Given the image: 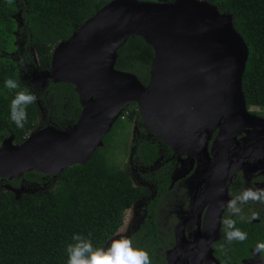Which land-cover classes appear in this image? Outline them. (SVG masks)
Returning <instances> with one entry per match:
<instances>
[{"label": "trees", "instance_id": "1", "mask_svg": "<svg viewBox=\"0 0 264 264\" xmlns=\"http://www.w3.org/2000/svg\"><path fill=\"white\" fill-rule=\"evenodd\" d=\"M109 1L14 0L9 5L7 0H0V41H8L10 36L15 39L9 51L0 43V144L9 135L19 144L37 130L38 99L55 123L65 126L77 122L83 104L74 84L48 78L42 85L35 86L30 74L35 69L48 70L55 46ZM208 1L220 12L232 14L233 25L248 47L241 80L246 105L264 108V0ZM153 56L152 46L141 35L133 34L117 49L114 67L134 73L147 84ZM9 78L16 80L20 88H6L4 82ZM20 90L38 97L36 103L27 107L28 119L23 128L16 127L10 118L11 100ZM124 114L140 119L135 101L125 107L104 136L103 145L85 163L67 166L55 176L29 169L19 176L2 180L0 264H67L66 247L73 243L74 234H81L91 240L94 248L102 249L121 226L124 210L150 194L149 187L133 184L128 164L118 166L108 160L109 153L116 147L114 136L124 127L121 118ZM161 147L163 153L169 155L171 148L160 140L142 139L135 145L134 157L143 166H150L160 156ZM169 169L168 162L149 175L157 186V195L147 206L149 217L126 238L133 249L149 253L151 264L163 261L172 241L171 226L163 225L158 218ZM23 181L36 184L38 188L16 195L14 189ZM240 229L244 230L243 240L235 238L229 242L227 234L224 237L223 244L230 252L231 261L247 256L249 247L255 243L264 248V243L257 241L243 225L236 224L228 231Z\"/></svg>", "mask_w": 264, "mask_h": 264}, {"label": "water", "instance_id": "2", "mask_svg": "<svg viewBox=\"0 0 264 264\" xmlns=\"http://www.w3.org/2000/svg\"><path fill=\"white\" fill-rule=\"evenodd\" d=\"M133 34L154 51L147 84L114 67L117 49ZM247 58L232 14L208 0H111L55 46L48 70L31 74L32 84L48 78L74 84L83 104L77 122L68 130H35L19 144L5 137L0 178L29 169L55 176L85 163L132 101L165 145L205 151L207 130L221 125L226 151L254 118L241 85Z\"/></svg>", "mask_w": 264, "mask_h": 264}, {"label": "flooded vegetation", "instance_id": "3", "mask_svg": "<svg viewBox=\"0 0 264 264\" xmlns=\"http://www.w3.org/2000/svg\"><path fill=\"white\" fill-rule=\"evenodd\" d=\"M246 108L254 118L237 132L226 151L224 141L219 142L221 125L207 130L205 151L181 153L170 147L166 155L162 149L167 160L154 171L168 162L170 171L158 218L171 226L172 241L160 264H242L254 254L264 262V248L258 243L239 261L229 259L223 244L228 228L236 224L249 228L264 243V108ZM151 184L154 189L141 198L148 201L138 228L149 217L147 206L157 195L156 183ZM239 231L244 234L243 229Z\"/></svg>", "mask_w": 264, "mask_h": 264}, {"label": "rangeland", "instance_id": "4", "mask_svg": "<svg viewBox=\"0 0 264 264\" xmlns=\"http://www.w3.org/2000/svg\"><path fill=\"white\" fill-rule=\"evenodd\" d=\"M0 43L7 46V48L4 49L5 51H9L13 48L12 44L15 43V39L10 36L8 37V41L6 39L5 42L0 41ZM31 52H33V50H31ZM34 57V61L36 62V56ZM38 84L39 82L36 81V84L33 85L37 86ZM38 103L40 106V115L37 121V130L42 129L46 126H53L61 130H68L74 126L73 124H66L65 126H63L61 124L55 123L53 121V118L48 115L46 106L43 104L42 100L38 99ZM121 118L124 123V127L118 129L117 134L114 136L116 147L112 152L109 153L108 160L111 164H115L118 166L128 164L133 184L145 185L153 190L154 187L151 184L149 175L154 171L155 168H157L167 160L165 157H163L162 147L159 150L160 156L152 165L143 166L142 164H140L134 157L135 145L142 139L155 141V139L157 138H155L151 134L149 129L146 127V124H144V122L142 121L141 117L140 119H137L135 116L132 118H128L127 114H124V116H122ZM3 179L4 178H1L0 184L4 183V181H2ZM37 188L38 185L23 181L20 187L14 189V192L16 195H19L23 191L33 192ZM147 201L148 199H141L130 208L124 210L121 226L104 245V247L102 248L103 250H107L113 241L127 238L138 228L144 217V205L147 203ZM135 211L138 212L137 215H135ZM242 264H264V262L261 261L259 257L256 256V254H254L251 259L246 260Z\"/></svg>", "mask_w": 264, "mask_h": 264}, {"label": "clouds", "instance_id": "5", "mask_svg": "<svg viewBox=\"0 0 264 264\" xmlns=\"http://www.w3.org/2000/svg\"><path fill=\"white\" fill-rule=\"evenodd\" d=\"M13 4L14 0H7ZM5 87L11 90L20 88L19 83L14 79H6ZM35 93L20 90L16 91L10 103V118L18 128H23L27 119V107L37 102ZM243 240L245 235L239 230L227 233V239ZM73 243L66 247L67 264H151L149 253L145 250L132 248L130 240H115L107 250L94 248L90 239H85L81 234H74Z\"/></svg>", "mask_w": 264, "mask_h": 264}, {"label": "bare ground", "instance_id": "6", "mask_svg": "<svg viewBox=\"0 0 264 264\" xmlns=\"http://www.w3.org/2000/svg\"><path fill=\"white\" fill-rule=\"evenodd\" d=\"M53 75H57V71H56V69H53ZM143 120H144L145 124L147 125V127H148L149 131L151 132V134H152L153 136H155V137H159V136L156 134V132L153 130V128L151 127V125L148 123V121H147V119L144 117V115H143ZM176 151H177V152H181V153H183V151L180 150V149H176Z\"/></svg>", "mask_w": 264, "mask_h": 264}]
</instances>
